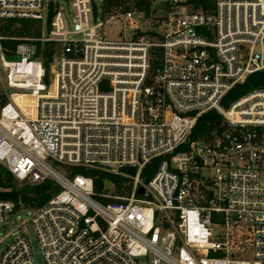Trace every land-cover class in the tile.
Segmentation results:
<instances>
[{
  "label": "built area",
  "instance_id": "obj_1",
  "mask_svg": "<svg viewBox=\"0 0 264 264\" xmlns=\"http://www.w3.org/2000/svg\"><path fill=\"white\" fill-rule=\"evenodd\" d=\"M195 1L104 17L93 0H0V25L47 23L40 37L0 32V165L22 183L56 186L43 205L21 207L0 187V227L34 208L45 264H264V88L223 105L264 69V0L213 10ZM110 21L119 38L102 31ZM19 92L36 101L22 106ZM212 109L225 127L192 139ZM57 166L119 173L132 190L101 203L91 175ZM14 234L0 264H37L27 235Z\"/></svg>",
  "mask_w": 264,
  "mask_h": 264
},
{
  "label": "trees",
  "instance_id": "obj_2",
  "mask_svg": "<svg viewBox=\"0 0 264 264\" xmlns=\"http://www.w3.org/2000/svg\"><path fill=\"white\" fill-rule=\"evenodd\" d=\"M128 1L130 0H93V5L96 13H98L99 8L102 10V15L104 17L119 8L127 10L131 5H135L140 11L150 15L152 11V0H132V4H127ZM215 4L216 1L214 0H196L194 7L203 8L204 10H213ZM7 43L11 46H15L17 42L9 41ZM46 65L49 66L47 61ZM257 88H264V69L251 73L244 82L236 84L225 95L223 105L229 106L231 102L237 98ZM224 127V116L218 110L212 109L199 116L191 138H202L206 141H212ZM160 160V158H156L146 166L143 172L145 180H148L154 174ZM68 170L73 173L85 172L91 175L95 183V197L101 203H108L116 200L114 197L102 195L110 191L109 184L112 185L114 189V195L123 196L130 193L132 190L130 178L119 173H113L102 169H84L81 167H68ZM128 170L134 171V169ZM17 181L16 177L5 166L0 165V187L6 189L1 192V196L15 201L18 207H21V205H43L52 197L53 191H56V186L51 180H47L39 185H30L26 183L18 185Z\"/></svg>",
  "mask_w": 264,
  "mask_h": 264
},
{
  "label": "rangeland",
  "instance_id": "obj_3",
  "mask_svg": "<svg viewBox=\"0 0 264 264\" xmlns=\"http://www.w3.org/2000/svg\"><path fill=\"white\" fill-rule=\"evenodd\" d=\"M217 1V0H214ZM62 2L65 5H70L71 0H62ZM99 2V1H98ZM132 4V0L128 1L127 4ZM155 10L158 14L163 13L162 9V3L159 2L155 7ZM122 8H119L118 10H121ZM47 29V23H45L43 20L39 19H13L5 21L3 20L0 25V32L5 35L10 36H16V37H40L42 36ZM123 29L122 25L115 21H110L106 23V26L102 31L107 32L108 37L111 38H119V33ZM132 31L126 30L125 34L128 35ZM49 64V61H48ZM48 82V81H47ZM11 91H19L16 89H11ZM15 98H17L22 105V99H24L26 102H28V105H32L35 102V98L28 94H23L21 92L14 95ZM57 168L60 171L64 172H71L68 170V167L66 166H57ZM72 168V167H70ZM110 172V171H109ZM115 173V172H113ZM18 185H22L23 183L21 181H17ZM110 191H108L106 194L109 195V197H116L119 195H114V189L112 185L109 184ZM55 192V191H53ZM129 193L125 194L128 195ZM34 208L27 207V208H21L20 210L14 212L12 216L9 217V219L6 222L7 230L4 231L3 227H0V257L3 252V250L12 242V240L15 237L14 232L17 234L19 233H25L27 237L30 240L33 254L36 259L37 264H45V259L43 256L42 248L40 245L39 238L31 224V218L34 215Z\"/></svg>",
  "mask_w": 264,
  "mask_h": 264
},
{
  "label": "water",
  "instance_id": "obj_4",
  "mask_svg": "<svg viewBox=\"0 0 264 264\" xmlns=\"http://www.w3.org/2000/svg\"><path fill=\"white\" fill-rule=\"evenodd\" d=\"M50 8L53 9V2L50 3ZM52 55H53V52L52 51H46L44 52V56L48 58L49 61L52 60ZM145 191V188L143 186H141L138 190V193L139 194H142L144 193Z\"/></svg>",
  "mask_w": 264,
  "mask_h": 264
},
{
  "label": "bare ground",
  "instance_id": "obj_5",
  "mask_svg": "<svg viewBox=\"0 0 264 264\" xmlns=\"http://www.w3.org/2000/svg\"><path fill=\"white\" fill-rule=\"evenodd\" d=\"M16 99H17V98H16ZM17 100H18V99H17ZM18 101H19V100H18ZM35 101H36V99H35ZM22 103H23L22 106H26V105H28V104H27L28 102H26L24 99H22Z\"/></svg>",
  "mask_w": 264,
  "mask_h": 264
}]
</instances>
